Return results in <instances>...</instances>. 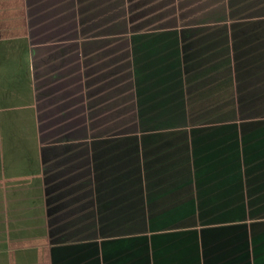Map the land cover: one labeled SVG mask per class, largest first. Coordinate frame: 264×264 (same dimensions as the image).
<instances>
[{
	"label": "crops",
	"instance_id": "0c3cea01",
	"mask_svg": "<svg viewBox=\"0 0 264 264\" xmlns=\"http://www.w3.org/2000/svg\"><path fill=\"white\" fill-rule=\"evenodd\" d=\"M11 3L34 141L0 159V264H264V0Z\"/></svg>",
	"mask_w": 264,
	"mask_h": 264
},
{
	"label": "rangeland",
	"instance_id": "374dc122",
	"mask_svg": "<svg viewBox=\"0 0 264 264\" xmlns=\"http://www.w3.org/2000/svg\"><path fill=\"white\" fill-rule=\"evenodd\" d=\"M6 1L9 2L5 5L4 19L0 20V29H2V31H0V46L2 44L4 45L0 47V53L5 57L3 61H0V65H3L0 68V159L4 156L7 157L17 154V152V155L22 156V148L19 153V146L24 142L26 145V142L30 140L34 141V131L32 129L33 120L31 111V99L29 97L30 92L28 88V84L30 82H27L28 80L26 78L24 79V76L28 74V72L25 60L23 61V59L20 58L22 50L24 51L25 45L29 41V37L25 20L22 19L20 12H17L15 10V5H13L12 7L11 2H14L16 0ZM111 8H108L106 12L111 11ZM121 11L122 14L126 13V18L121 19L119 28L121 31H125V29H128L129 24V19L127 18L128 9L126 4H121ZM169 12L172 13V10L168 9V13ZM110 16L111 14L105 16V31L112 30V26L110 24L111 19H109ZM53 22L54 21H52L51 23L52 29L54 28L52 26ZM139 23L144 25L145 23H149L150 27H155L162 24L172 25L175 23V21H173L172 18H169L168 21L143 20ZM61 24L62 28H60L59 31H64V28L67 29L70 21L67 20L66 25H64V22ZM137 25L139 24L137 23ZM54 29L57 30L56 28ZM115 29H117L116 21ZM40 33V39L42 40L48 37L49 32L40 31ZM52 34H55L54 30ZM38 38H35L34 41L38 40ZM31 41H33L32 33ZM121 45L122 58H124L127 54V50H124V45H127V40L122 39ZM131 119L132 117L122 116L121 122L122 124H128L132 122ZM23 151V154L25 155L30 154V148L28 146L25 147ZM12 166L16 167L17 165ZM21 171L23 170H20L19 172ZM12 173H14V171H12ZM12 224L13 222L11 221L10 227L13 229ZM19 224H23L21 230L23 231V236L26 238V243H28V241L32 239V235H34V233H32V229L29 230L28 228V225L30 223L25 219L24 221L19 222Z\"/></svg>",
	"mask_w": 264,
	"mask_h": 264
},
{
	"label": "trees",
	"instance_id": "16d2710c",
	"mask_svg": "<svg viewBox=\"0 0 264 264\" xmlns=\"http://www.w3.org/2000/svg\"><path fill=\"white\" fill-rule=\"evenodd\" d=\"M125 22V21H124ZM125 28H126V26H125ZM135 28V27H134ZM126 30V29H125ZM171 31H173V30H171ZM122 32H126V31H122ZM169 43H172V41H169ZM168 51H167V54L168 55H166L167 57H172L173 55H174V53L176 52L175 51V48H173L172 47V45H170V46H168L167 48H166Z\"/></svg>",
	"mask_w": 264,
	"mask_h": 264
}]
</instances>
